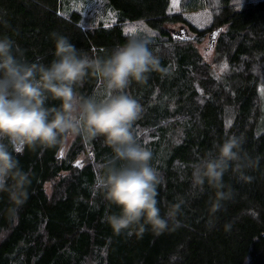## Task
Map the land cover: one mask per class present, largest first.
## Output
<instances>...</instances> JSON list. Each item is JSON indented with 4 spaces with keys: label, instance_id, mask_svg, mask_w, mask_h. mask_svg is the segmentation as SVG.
<instances>
[{
    "label": "trees",
    "instance_id": "16d2710c",
    "mask_svg": "<svg viewBox=\"0 0 264 264\" xmlns=\"http://www.w3.org/2000/svg\"><path fill=\"white\" fill-rule=\"evenodd\" d=\"M108 1L119 18L85 28L78 11L61 10V0H0V35L13 38L28 61L48 63L53 31L100 56L126 41V21L143 20L156 32L146 37L167 74L154 72L145 84L133 82L125 91L142 108L133 133L151 149L163 178L157 197L162 214L165 205L184 201L179 226L170 224L160 235L113 233L104 217L118 209H109L92 190L97 165L111 155L102 138H76L62 157L60 148L25 147L14 155L32 173V183L14 222L2 214L8 205L0 194V264H264V123L258 92L264 81V0H180V11L173 13L170 0ZM205 6L214 7V24L224 26L216 42L217 60L227 63L222 71L190 40L165 49L164 40L173 39L167 24L187 22L185 11ZM79 91L98 99L106 94L103 82L91 76ZM232 134L244 135V147L260 158V166L246 173L251 182L225 174L233 199L214 211L210 189H191L189 165ZM87 144L93 158L78 165L81 153L90 150Z\"/></svg>",
    "mask_w": 264,
    "mask_h": 264
},
{
    "label": "clouds",
    "instance_id": "9594fccd",
    "mask_svg": "<svg viewBox=\"0 0 264 264\" xmlns=\"http://www.w3.org/2000/svg\"><path fill=\"white\" fill-rule=\"evenodd\" d=\"M49 35L54 52L48 63L28 61L13 38L0 35V194L8 205L2 214L9 221L18 218L32 183V173L22 168L14 153L25 147L63 149L76 138H102L111 155L97 165L92 190L109 209H118L104 217L113 233L160 235L170 224L178 227L184 201L165 205L162 214L157 197L163 178L152 164L151 149L133 133L142 108L125 91L133 82L145 84L154 72L167 74L150 50V39L133 31L124 43L100 56L78 49L60 32ZM89 76L103 82L104 98L79 91ZM245 143L243 134L226 135L189 165L191 189H210L214 211L233 199L225 174L251 182L253 177L246 173L260 166V158L253 157Z\"/></svg>",
    "mask_w": 264,
    "mask_h": 264
},
{
    "label": "rangeland",
    "instance_id": "374dc122",
    "mask_svg": "<svg viewBox=\"0 0 264 264\" xmlns=\"http://www.w3.org/2000/svg\"><path fill=\"white\" fill-rule=\"evenodd\" d=\"M180 3V0H179ZM179 3L177 6L172 5V0H170V4L168 6V12L173 13L176 11H180ZM235 5V1H234ZM61 10L69 14L73 11H78L81 14V21L84 27L90 28L93 27L99 23H103L104 25H110L113 24L117 18H119V10L116 9L108 0H61ZM184 16L186 18L187 22L182 21H176L171 22L167 24L169 27V31L173 37L172 41H166L165 42V49L168 50L173 43H186L188 40H190L195 46H197L199 52L204 56L206 60H208L213 69L216 71H222L225 69V65L227 63L223 58H218V53L216 50V42L214 44H210L209 42V33L217 28L218 26L215 25V12L213 6H205V7H199L197 9H192L184 12ZM195 27L196 29L203 30L204 34L199 35L196 33L195 30L192 29V27ZM185 27L187 30V34L189 35V38L182 39L180 36L174 37L172 34L173 28H182ZM222 30L218 34V36L224 31V26H221ZM125 29L129 33L136 31L137 33L147 36L151 34H155L156 32L151 30L143 20H134V21H126L125 22ZM198 35V36H197ZM173 42V43H172ZM154 54H156V51H154ZM264 88V81H260L258 83V92L261 96L262 100V114L261 119L264 123V95L261 94V89ZM232 117L228 116L227 123L231 122ZM264 128V127H263ZM262 129V128H261ZM260 129V130H261ZM72 141H70L67 145L63 147V152H65L68 147L70 146ZM90 149V150H89ZM86 150H89V152H82L81 155L78 157L77 162H80L81 164L89 158H93V153L91 147L86 145ZM90 154V157L88 156ZM47 189L50 188V183H47L46 185Z\"/></svg>",
    "mask_w": 264,
    "mask_h": 264
},
{
    "label": "water",
    "instance_id": "95a60500",
    "mask_svg": "<svg viewBox=\"0 0 264 264\" xmlns=\"http://www.w3.org/2000/svg\"><path fill=\"white\" fill-rule=\"evenodd\" d=\"M222 27L218 26L217 28L213 29L210 33H209V42L210 44H214L218 34L221 32ZM172 34L174 37H178L180 36L182 39L184 38H189V35L187 34V30L185 29V27L182 28H173L172 29Z\"/></svg>",
    "mask_w": 264,
    "mask_h": 264
},
{
    "label": "snow or ice",
    "instance_id": "6c2138e0",
    "mask_svg": "<svg viewBox=\"0 0 264 264\" xmlns=\"http://www.w3.org/2000/svg\"><path fill=\"white\" fill-rule=\"evenodd\" d=\"M178 3H179V0H172V5H173L174 7L177 6ZM224 67H226V65H225ZM261 94L264 95V88L261 89ZM229 123H230V122H229ZM63 155H64V152H63V150H61V152H60V156L62 157ZM77 164L79 165V162H77Z\"/></svg>",
    "mask_w": 264,
    "mask_h": 264
}]
</instances>
